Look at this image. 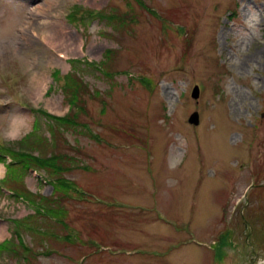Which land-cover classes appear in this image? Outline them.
Wrapping results in <instances>:
<instances>
[{"label":"rangeland","instance_id":"1","mask_svg":"<svg viewBox=\"0 0 264 264\" xmlns=\"http://www.w3.org/2000/svg\"><path fill=\"white\" fill-rule=\"evenodd\" d=\"M0 154V264H264V0H0Z\"/></svg>","mask_w":264,"mask_h":264},{"label":"trees","instance_id":"2","mask_svg":"<svg viewBox=\"0 0 264 264\" xmlns=\"http://www.w3.org/2000/svg\"><path fill=\"white\" fill-rule=\"evenodd\" d=\"M92 15H94V13ZM105 56H106V54H105ZM105 60H106V58H105ZM104 63H105V61H104ZM72 68H73V66H72ZM75 68H77V66H75ZM96 68L99 70L102 69V67L101 68L96 67ZM59 75H60L59 70H56L53 73V76H54L56 81L60 79ZM65 76H67L66 79H68L67 85L65 86V90H67V92L73 93L71 96L72 102H74L76 104H81L82 101H79L80 95H79V92L77 90V87L81 86V84H82V86L83 85L85 86L84 79L78 73H76L75 70L71 74H68ZM81 108H82V106L79 107V110L76 113L69 114L67 117H66V115L63 117H56L57 119L53 118L51 115H49L46 112L44 114V117L46 116L45 118H48V120H49V122H48L49 132L48 133L50 134V137L51 138L55 137V129H54L55 127L53 125L52 120H55L58 123H61V121H62V122L70 123L69 125H75L79 120ZM34 124H35V127L38 128L40 125V120L37 118V122H35ZM79 124H81L82 127H85L86 130H88V132L91 131V129L88 128V124L86 122H79ZM91 134L94 135L93 132H91ZM42 140L44 142H46V144L52 142V140H50V138H47V137L43 138ZM28 149H29V147H28ZM31 149L34 150L35 148L31 147ZM31 149H29L28 152L17 153L18 154L17 156H19V157H17V156L16 157L19 159L17 160V162H14L12 164H20L21 167H23V168L26 167V169L32 167V165H34V164L37 166H39L41 164L38 168L45 169L47 172L50 173V176H51L50 181L53 182L54 179H56L58 181V183H59L58 191L67 193L69 190V187L73 183V181H71L69 178H64V174L69 173L71 171V168H72V165L69 163V157L67 156V154L64 153V155H63L61 153L62 156H60V155H55V152H54V153L50 154V156H48L44 160V162H42V160L40 158H37V157L33 156L32 154H30ZM2 159H3V156L0 154V160H2ZM51 161H54V163ZM66 196H67V194H65V195L60 194V198L59 197H52V198H48L47 200L56 202L58 204V206L55 208L54 211L57 210V211H60L61 213H63L64 211L61 208L60 204L64 201H66V198H65ZM21 236H22V234L20 233L19 230L14 231L13 239L10 238V239H6L3 242H1L0 243V254L7 251V252L11 253L13 258H16V259L22 258L24 261H28L30 256L31 255L33 256V254H32L33 252L31 251L30 247L28 245H26V243L21 238ZM19 238L21 240L18 243H15L12 241V240L19 239ZM15 245H19V247L15 246Z\"/></svg>","mask_w":264,"mask_h":264},{"label":"bare ground","instance_id":"3","mask_svg":"<svg viewBox=\"0 0 264 264\" xmlns=\"http://www.w3.org/2000/svg\"><path fill=\"white\" fill-rule=\"evenodd\" d=\"M5 22L7 23V16H5L3 20H1V24H3L5 26L6 25ZM57 30H58L57 27L56 28H52L50 30V32H49V37L51 38L50 41H52V42H62L63 41V36H64V34L62 32L63 29L59 28V30L62 32L61 35H59L60 31H57ZM45 78H46L45 73L43 71H39L38 70V71H36L34 73V75L32 77V80H38L39 82L38 83H33V84L38 87V86L41 85V83L43 82V80ZM32 82H35V81H32ZM15 124L16 125H15V128H14V132L19 130L18 127H19V125H21V123L19 121H17ZM3 170H4V167L2 165H0V175H1V173H4ZM0 230H1V228H0Z\"/></svg>","mask_w":264,"mask_h":264},{"label":"water","instance_id":"4","mask_svg":"<svg viewBox=\"0 0 264 264\" xmlns=\"http://www.w3.org/2000/svg\"><path fill=\"white\" fill-rule=\"evenodd\" d=\"M199 86H197L195 89H194V92L192 93V96L194 98H199ZM189 123H192V124H199V121H200V118H199V113L198 111H195L194 113H192L190 116H189V119H188Z\"/></svg>","mask_w":264,"mask_h":264}]
</instances>
